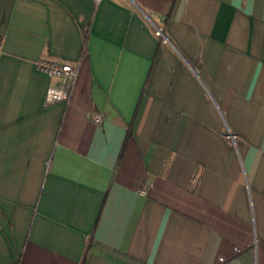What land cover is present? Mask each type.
<instances>
[{"label":"crops","instance_id":"obj_1","mask_svg":"<svg viewBox=\"0 0 264 264\" xmlns=\"http://www.w3.org/2000/svg\"><path fill=\"white\" fill-rule=\"evenodd\" d=\"M0 34V264H264V0H0Z\"/></svg>","mask_w":264,"mask_h":264},{"label":"built area","instance_id":"obj_2","mask_svg":"<svg viewBox=\"0 0 264 264\" xmlns=\"http://www.w3.org/2000/svg\"><path fill=\"white\" fill-rule=\"evenodd\" d=\"M3 45L4 36L0 34V53L2 52ZM35 67L47 76L59 80V84L56 87L47 88L44 95L45 103L50 104L57 101H67L78 76L79 63L71 64L69 62H58L39 58L35 61ZM93 118L95 122H100L101 120L99 114H95Z\"/></svg>","mask_w":264,"mask_h":264}]
</instances>
